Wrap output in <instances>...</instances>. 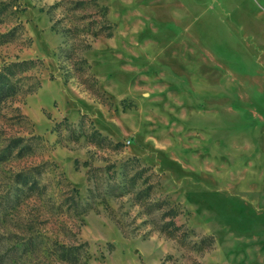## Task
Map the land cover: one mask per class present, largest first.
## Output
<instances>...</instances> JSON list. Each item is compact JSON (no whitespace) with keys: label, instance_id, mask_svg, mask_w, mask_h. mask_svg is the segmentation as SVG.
<instances>
[{"label":"rangeland","instance_id":"374dc122","mask_svg":"<svg viewBox=\"0 0 264 264\" xmlns=\"http://www.w3.org/2000/svg\"><path fill=\"white\" fill-rule=\"evenodd\" d=\"M26 59L0 264H264V0H0Z\"/></svg>","mask_w":264,"mask_h":264},{"label":"trees","instance_id":"16d2710c","mask_svg":"<svg viewBox=\"0 0 264 264\" xmlns=\"http://www.w3.org/2000/svg\"><path fill=\"white\" fill-rule=\"evenodd\" d=\"M42 63L41 59H26V60H17L3 65L2 70L0 71V100L11 97L17 94L20 90H23L21 85L22 77L21 73L35 68L38 63ZM32 85H28L25 91L31 90ZM23 141L22 137H10L8 138L7 150L13 151L17 150L18 155L24 153V148L26 145L20 147V143ZM23 184L27 183L28 180L23 179L21 181ZM145 191H139L138 195H142ZM154 206H160L158 203H153ZM157 208V207H156ZM167 214H170L167 212ZM80 246V245H79ZM79 246L75 247H65V251L61 254V258L66 261H77L78 256L72 255L73 250L79 249Z\"/></svg>","mask_w":264,"mask_h":264}]
</instances>
